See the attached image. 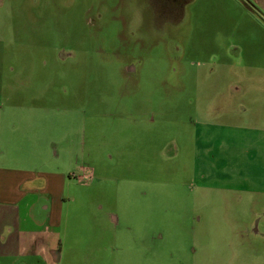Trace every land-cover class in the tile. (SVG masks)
<instances>
[{"label":"rangeland","instance_id":"1","mask_svg":"<svg viewBox=\"0 0 264 264\" xmlns=\"http://www.w3.org/2000/svg\"><path fill=\"white\" fill-rule=\"evenodd\" d=\"M180 2L0 0V141L15 117L59 118L25 133L58 141L67 218L116 205L132 223L124 263L264 264V133L236 117L264 103V18L249 0ZM201 117L229 150L200 155ZM20 144L17 164L33 157Z\"/></svg>","mask_w":264,"mask_h":264},{"label":"crops","instance_id":"2","mask_svg":"<svg viewBox=\"0 0 264 264\" xmlns=\"http://www.w3.org/2000/svg\"><path fill=\"white\" fill-rule=\"evenodd\" d=\"M249 2L255 10L250 7L248 9L257 12L264 18V0H249ZM200 105L205 106L204 103H200ZM206 106L210 108L212 105L209 103ZM256 108L236 117L238 121H244V117L250 115L255 118V121H260V126H257L256 131L264 133V125L261 124L264 123V103ZM216 109L211 108L215 112ZM201 114H203L202 111ZM196 116L201 115L197 114ZM229 116L226 112L220 113L219 119H229ZM39 119L40 122L36 124V127L41 125L45 129H49L50 122L58 123L60 120L59 118L49 119L44 125L41 122L46 118ZM39 119L25 116L16 119L15 117L14 127H17L18 124L22 131L0 141V264H185L179 260L161 262L147 260L128 263L121 261L126 258V254L129 257L130 252L134 253L140 250L135 243L137 232L134 234L131 232L134 229L132 223L123 221L122 225H119V207L116 205L107 207L105 211H101L103 210L102 206L99 209L93 207L92 213L85 217L73 218L70 215L67 218L64 215V204L71 197V182L67 179L64 170L61 169L65 165L61 166L60 157L54 145L56 142L58 146V141L51 139V136L46 134L29 135V132L25 133L33 131V125ZM209 123L211 121L206 117L196 118V124L202 126L196 133L199 139L197 140L199 141L200 155H206L214 150H222V148L226 151L229 150V147L224 148L227 140L217 142L215 134L211 135L212 131H205V126ZM218 123L219 125L225 123L227 128H231L230 126L233 125L226 122ZM21 125L26 127L25 131ZM39 129L36 130V133L41 131ZM66 139L64 138L60 150L65 156L70 157V151L74 149V141L70 139L71 144H67ZM15 142H18L19 146L20 143H24L22 145H27L26 148L31 150L33 157L29 162H24L22 159L17 164L20 158L10 151L11 144ZM19 148L14 149L18 151ZM162 158L164 157L161 156ZM22 162L24 164L21 165ZM87 172V175L77 179L83 188H91L92 185L88 186V184L95 178L92 173L94 170ZM211 187L213 186H208L210 189ZM227 189L253 192V190L250 191V188L236 190L234 186ZM69 201L70 203L75 202L74 199ZM69 219L82 228L84 234L80 230L70 227ZM128 233L134 235V244H122L123 240H121V246H119V239H123ZM138 245L149 251L146 255L148 258L150 257L149 253L154 252V249L150 250L149 243L143 242ZM143 252L147 253L145 250ZM232 262L233 264H244L243 261L235 262L233 260Z\"/></svg>","mask_w":264,"mask_h":264},{"label":"flooded vegetation","instance_id":"3","mask_svg":"<svg viewBox=\"0 0 264 264\" xmlns=\"http://www.w3.org/2000/svg\"><path fill=\"white\" fill-rule=\"evenodd\" d=\"M181 2H182V0H181ZM181 2H180V3H181Z\"/></svg>","mask_w":264,"mask_h":264}]
</instances>
